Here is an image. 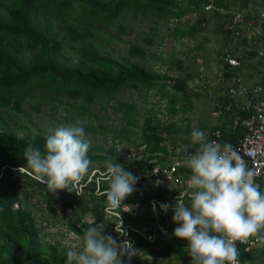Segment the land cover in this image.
Here are the masks:
<instances>
[{
	"label": "trees",
	"instance_id": "16d2710c",
	"mask_svg": "<svg viewBox=\"0 0 264 264\" xmlns=\"http://www.w3.org/2000/svg\"><path fill=\"white\" fill-rule=\"evenodd\" d=\"M3 2H7L8 6L3 5ZM186 2L187 8H177L174 11V4L167 0H0V8L4 12L0 15V264H69L67 252L70 248L48 243L43 238L48 234L44 233L40 224L37 225L29 204L34 195L38 197L37 202L42 203L49 212L54 204L57 205V212L63 213L65 209H69V215L63 221L56 220L55 215H52L53 224L63 226L67 232L77 237H82L84 231L93 226V223L102 221L103 210L107 207L105 195L101 194L98 198L92 195L93 184L83 188L82 195L86 198V203L80 204L75 198H69V201L59 198L50 193L46 185L34 180L30 170L26 168L23 152L29 144L43 151L47 135L36 130L33 135L17 137L16 129L3 117L2 110L22 114L21 101L37 90L52 94L48 98L50 101H54V97H60L90 102L93 99H109L123 87H140L145 92H160L161 98L166 99L165 112L174 115L177 112V102L183 100V104H189L186 82L183 79L168 78L166 75L146 70L137 62H131L130 59L133 58H145L144 51L133 44L127 45V57L110 58L98 55L90 39L94 30L100 31L99 27L113 25L123 10H131V17L137 13H155L173 19L196 9L191 2ZM51 20L63 23L60 31L58 26L53 32L46 26ZM95 24L98 26L96 29L93 28ZM116 27L124 32V28ZM200 30L201 28L193 26L187 33L191 36ZM173 34L183 36L177 29L171 36ZM69 42L75 45V50L68 45ZM64 49L76 52V57L65 55ZM263 63L261 61L257 64ZM169 64L180 70V61L174 60ZM165 81L169 83L164 84ZM177 94L181 97L176 98ZM119 105L125 109L124 116L130 123H134L133 107ZM68 107L69 113L78 110L81 115H87L81 104L76 108L72 105ZM35 110L38 108L35 107ZM169 125L165 126L155 117L145 118L138 142L133 145L135 148L142 147L140 159H133L128 164L116 155L112 157L125 169L136 172H144L156 164H163V158L157 157V154L166 156L162 136L177 135L182 141L188 138V125L182 129ZM239 132L229 131L220 139V143L234 142ZM88 155L92 162H105L109 159L104 155L92 154L90 149ZM154 160L155 162L149 163ZM20 167L24 172L11 170ZM100 169L104 170L105 166ZM106 189L103 186L100 191ZM133 193L126 203H147L149 195L139 191V181L135 184ZM171 196L167 191L151 195L159 200H169ZM13 206L16 208L13 209ZM77 208L79 213L76 214L74 212ZM116 212H120V209ZM85 213L92 216L93 223L80 221L79 215ZM172 216H168L169 235L177 227ZM104 234L110 235L105 232ZM129 236L134 240L136 255L172 256L174 260H179L183 257L182 253L187 252L181 248H164L156 253L138 235L129 233ZM136 255L130 259L125 255L122 257V264H140ZM263 256L264 250L258 252L255 258H250L249 264ZM261 263L264 264V260Z\"/></svg>",
	"mask_w": 264,
	"mask_h": 264
},
{
	"label": "rangeland",
	"instance_id": "374dc122",
	"mask_svg": "<svg viewBox=\"0 0 264 264\" xmlns=\"http://www.w3.org/2000/svg\"><path fill=\"white\" fill-rule=\"evenodd\" d=\"M167 1L174 4V11L177 8H187L188 5L186 0ZM2 4L8 6L7 2ZM126 10L120 13V16L110 27H99L100 31L94 30L90 39L95 45L94 51L98 55L110 58L127 57V45L137 46L144 51L145 58L144 60L133 58L130 59L131 62L139 63L148 71L166 75L168 78L179 77L186 82V93L190 105L184 104L185 111H178L174 115L167 114L164 110L166 99L161 98V93L158 91L145 92L140 87L137 89L123 87L109 99H93L90 102L73 101L60 97H54V101H50L48 98L52 94L37 90L32 96L21 101L22 114L7 110L1 112L10 126L16 129L17 137L33 135L36 130L44 135H49L62 124H80L85 129L86 138L91 142L89 149L92 150V154L104 155L108 158L116 155L121 160L129 162L132 155L138 154L142 150V147L135 148L133 145L138 142L141 125L147 117H155L165 126L171 124L174 128L178 127L179 129H182L185 125H193L197 119H201L200 116H203V114L210 124L213 122V119L209 118L208 115L209 103L202 95H193V88L194 84L200 81V79H197L198 70L200 68L210 70L215 63L214 52L220 44L217 40L218 34H216V31L208 26L190 36L187 32L193 27L191 25L178 24L175 26L170 22L169 17L158 16L155 13L146 15L137 13L134 17H131V10ZM3 13V9L0 8V15L2 16ZM62 25L63 23L60 21L51 20L46 26L53 32L56 30V26L59 27L58 30L60 31ZM116 26L124 28V32H120ZM96 27H98L96 24L93 25V28L96 29ZM175 29L181 32L183 36L180 37L174 34L171 36ZM84 42L86 43V40ZM68 45L75 50V45L70 42ZM226 47L230 50L239 49V46L235 44H228ZM64 54L74 58L77 55L76 52H71L69 49H64ZM174 60L181 62L180 70L169 64ZM242 79L245 78L242 77ZM168 83V81H165L164 84ZM180 97V94L176 95V98ZM177 103V106H180L184 102L180 100ZM79 104L83 106L87 115H81L78 110L69 113V105L76 108ZM119 104L133 107L134 123H130V120L124 116L125 109ZM35 107L38 110H35ZM173 138V136H165L166 143L163 145L166 148L167 146L173 147V145H176L174 142L177 140ZM179 139L181 140V137ZM101 166H105V162H92L91 170L100 171ZM11 170L24 172L21 167ZM139 185L140 190L147 193L157 194L159 192V189H157L159 186H155L149 180H145ZM162 188L169 189L172 192L175 191L172 184H162ZM54 194L67 201L72 198L67 190H57ZM37 201L38 197L34 195L29 200V204L37 225L40 224L44 233L48 234L43 237L45 241L67 246L70 249L76 248L79 250L82 248L83 236L77 237L67 232L63 226L53 224L54 217L52 215H55L56 220L63 221L69 215V209H65L63 213L57 212V205L54 204L52 211L49 212L45 210L42 203ZM77 201L80 204L86 203V199L82 198V195L78 197ZM15 208L16 206H13V209ZM78 209L74 213H79ZM79 218L81 222L93 223L92 216L89 213L80 214ZM149 218L148 214L141 216L135 227L140 230L147 227L151 223ZM111 223H115V217L106 214L103 222L93 223V225L98 226L104 232V230H108ZM185 241L177 238L170 240L167 236L161 238L156 236L155 241L149 243L150 250L161 252L167 246L173 248L186 247L187 242ZM136 256L140 264H191V257L188 255L189 260L187 261H175L167 256L154 257L150 255L140 256L139 254ZM262 260H264V256L257 257V260H254L252 264H262Z\"/></svg>",
	"mask_w": 264,
	"mask_h": 264
},
{
	"label": "clouds",
	"instance_id": "9594fccd",
	"mask_svg": "<svg viewBox=\"0 0 264 264\" xmlns=\"http://www.w3.org/2000/svg\"><path fill=\"white\" fill-rule=\"evenodd\" d=\"M183 135V133H181ZM80 124H62L47 135L43 151L29 144L23 157L32 178L46 185L50 193L57 190L81 196L92 161L91 145ZM207 134L193 128L190 141L198 145L183 164L190 169L185 193L189 203L177 196L171 205L172 221L177 225L173 235L186 240L191 264H239L237 242L245 244L255 238L264 247V192L254 182L255 173L228 143L209 141ZM101 179L108 185L107 211L115 212L133 194L138 177L109 157ZM166 213L168 204H162ZM127 235L124 231H117ZM128 240L117 243L98 226H89L83 234V247L67 252L69 264H122V257L136 255Z\"/></svg>",
	"mask_w": 264,
	"mask_h": 264
},
{
	"label": "built area",
	"instance_id": "2783aa9c",
	"mask_svg": "<svg viewBox=\"0 0 264 264\" xmlns=\"http://www.w3.org/2000/svg\"><path fill=\"white\" fill-rule=\"evenodd\" d=\"M187 1L195 5L196 9L187 15L173 18L170 22L175 26L188 24L199 28L210 25L217 30L225 44V47L215 52V63L210 70H198L197 79L200 81L193 88V95H202L209 103V115L222 120V124L212 128L209 136L217 141L229 131H240L238 138L230 145L242 157L247 167L254 171V182L264 192V63L257 64L264 61V0ZM228 44H235L239 49L230 50L226 47ZM244 72L252 76L251 81L242 79ZM190 152H174L175 156L169 164L155 165L144 172L130 171L138 177L140 183L149 180L159 186V189H165L162 184H172L175 191L165 189L172 194L169 200L150 197L145 205H122L120 212H109L105 207L103 217L109 214L115 217V223H111L104 232L110 234L117 243L128 240L132 245L134 240L129 233L138 235L148 244L153 243L156 236H164V223L167 219L161 220L160 215L174 213L171 205L175 204L177 196L183 197L185 204L189 203L185 193L192 191L188 186L191 173L184 174L181 171L190 170L183 164L193 154ZM104 170L90 169L83 182L86 186L93 184L96 195L105 192L99 188L104 183L101 179ZM162 204L170 206L166 213L160 207ZM122 214L130 219H139L148 214L151 223L140 230L136 225L124 223ZM116 230L124 231L127 235H120ZM237 248L239 264H249V259L254 258L256 252L264 250V247L257 245L255 238H250L245 244L237 242Z\"/></svg>",
	"mask_w": 264,
	"mask_h": 264
},
{
	"label": "crops",
	"instance_id": "0c3cea01",
	"mask_svg": "<svg viewBox=\"0 0 264 264\" xmlns=\"http://www.w3.org/2000/svg\"><path fill=\"white\" fill-rule=\"evenodd\" d=\"M188 14V13H187ZM186 15V14H185ZM184 16V15H183ZM208 26H210V25H206L204 28H206V27H208ZM202 29V28H201ZM213 29V28H212ZM213 30H215L216 31V34H218V32H217V30L216 29H213ZM218 38H217V40H218V42L220 43L219 44V46H218V48L215 50V52L217 51V50H219V49H221V48H223V47H225V44H224V42H223V40H222V38H221V36L218 34V36H217ZM215 52H214V56H215ZM246 68H248V67H246ZM252 76L251 75H249L247 72H244L243 73V78H245L244 80H246L247 82H249V81H251L252 80V78H251ZM178 104V103H177ZM177 104H176V106H175V108L177 109V112L178 111H182L183 112V109H185L186 107H185V105L184 104H181L180 106H177ZM186 105H190V102H189V104H186ZM164 109H165V105H164ZM181 109V110H180ZM176 112V113H177ZM175 113V114H176ZM209 113H210V109H209ZM209 115V114H208ZM201 117V119L199 118V119H197L196 120V122L193 124V125H188V128H189V131H188V138L186 139V141H182V140H180L179 139V136H177V135H168V136H173L174 138H176V142H174V144H176V145H173V147H168L167 146V148L164 146V148H165V151H166V156H164L163 154H157V157L158 158H163V160H164V163L163 164H161V165H166V164H169L170 162H171V160L173 159V157L175 156L173 153L174 152H179V153H181V152H185V151H193V153H194V151H196V148L198 147V145H192L191 144V141H190V135H191V132H192V129L193 128H197V129H199V130H201V131H204V132H206V134H207V136H206V138L209 140V141H214L212 138H210V136H209V133H210V131L212 130V128L214 127V126H216L217 124H222V120H221V118H213V117H211L210 115H209V118H212L213 119V122L210 124L206 119H205V116H204V114H203V116H200ZM204 121H205V123H204ZM183 130H181V132H182ZM225 135V134H224ZM162 137H165V135H163ZM173 138V139H174ZM221 139V138H220ZM220 139L219 140H217L218 142H220ZM168 142V141H167ZM164 143H166V141L164 140L163 141V144ZM141 153L142 152H138V154H134V155H132L131 156V159H130V161L128 162V161H125L126 163H128V164H130L131 163V161L133 160V159H135L136 161H138L139 159H140V155H141ZM124 161V160H123ZM153 162H155V160L154 161H150L149 163H153ZM156 165H160V164H156ZM155 166V165H154ZM127 171H131L130 169H126ZM132 171H134V170H132ZM181 172H183L184 174H189V173H191V171L190 170H182ZM139 184H141L140 182H139ZM103 186H106V187H108V185L104 182V183H102L100 186H99V188L101 189V187H103ZM92 187V189H93V192H92V195L93 196H95L96 198H98L99 196H101V195H96L95 193H94V190H95V187H94V185H92L91 186ZM157 189H159V188H157ZM139 191L140 192H144V193H146V194H148L149 196H148V198H150L151 197V195L152 194H154V193H152V194H150V193H147V192H145V191H143V190H140V185H139ZM159 191L160 192H164V191H167L168 193H169V191L168 190H165V189H159ZM71 195H72V198H75V201H77V199H78V197L77 196H75L74 195V193L73 192H71ZM134 195V193L132 194V195H130L129 197H131V196H133ZM129 197H127V198H129ZM82 198H84V199H86L83 195H82ZM127 198L124 200V205H127V206H131V205H133V204H135V203H137V204H139V205H145L146 203H139V202H134V203H132L131 205H129L128 203H126V201H127ZM155 198V197H154ZM78 202V201H77ZM170 215H174V213H170V214H166V215H160L161 216V220H164L165 218L167 219V222L166 223H164V228H165V230H166V234L164 235V236H160L159 238H161V237H168V238H170V240H174V239H176V237L173 235V232L174 231H172V235H169V232H168V230H167V225H168V223H169V221H168V216H170ZM122 220H123V222L124 223H126V224H131V225H137V222L138 221H140L139 219H130V218H128V217H126L125 215H123L122 214ZM104 221V217H102V221H100V223L101 222H103ZM99 223V222H98ZM185 242H187V241H185ZM188 243V242H187ZM149 246H150V244H148ZM179 248H181L182 250H186V247L185 246H178ZM165 248H172V249H175V248H173L172 246H167V247H165ZM150 249H151V246H150ZM164 249V248H163ZM163 251V250H162ZM155 252V251H154ZM156 253H159V252H156ZM140 255V254H139ZM188 253L185 251V252H183L182 253V258L181 259H179V260H183V261H187V260H189L188 259ZM155 257V256H154ZM167 257H170L172 260H174L173 258H172V256H167ZM175 261H178V260H175Z\"/></svg>",
	"mask_w": 264,
	"mask_h": 264
}]
</instances>
